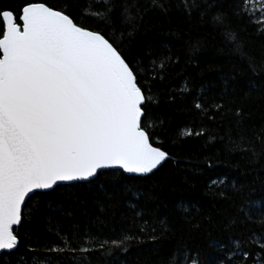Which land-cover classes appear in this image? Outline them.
Wrapping results in <instances>:
<instances>
[{
  "label": "snow or ice",
  "instance_id": "6c2138e0",
  "mask_svg": "<svg viewBox=\"0 0 264 264\" xmlns=\"http://www.w3.org/2000/svg\"><path fill=\"white\" fill-rule=\"evenodd\" d=\"M179 6L189 16L197 11L202 19L204 10L212 7L201 0H181ZM74 7L72 0H64L62 7L46 0H13L0 6V256L4 264H10L8 257L12 255L25 264L18 255L22 235L33 239L41 203L47 202L51 208L54 202L63 210L62 206L83 189L108 196L106 202L97 201L104 205V211L119 203L109 193L120 194L123 189L128 196L127 211L142 217L137 209L143 193L127 181L130 177L154 176L166 162L174 160L167 151L154 146L155 129L165 122L152 115L159 101L150 82L162 83L165 73L178 61L169 55L158 56L151 49L140 54L132 48L144 14L153 10L166 14L170 5L166 0H86V9L91 11L81 9L73 15ZM117 9L119 14L114 15ZM237 14H248L247 0H241ZM88 18L95 27L86 26ZM210 23L224 28L225 42L243 51L237 34L227 27L226 13L218 12ZM249 66L254 75L264 71V63L258 69L249 59ZM250 88L258 90V85L251 82ZM177 93L192 94L193 89L186 81L169 93V100ZM207 96V89L201 86L193 95L192 108L214 120V113L223 115L225 106L205 99ZM235 116L239 128L242 110ZM186 135L193 133L187 131ZM256 136L261 148L256 151L249 141L247 151L252 159L264 156V129ZM243 142L242 136L232 143L243 150ZM223 184V180H214L209 188L215 186L220 197L227 198L219 187ZM240 212L252 220L250 212L243 208ZM143 223L150 226L147 220ZM256 223L262 231L252 233L250 240L261 244L260 259H252L253 254L245 251L240 241H234L232 256L244 264H264V216ZM54 227L50 222L47 231L54 232L63 247L50 246L45 240L42 248L29 247L28 251L86 254L95 250L85 246L94 243L95 237L77 231L61 236L64 229L54 231ZM152 230L155 232V227ZM106 243L100 242V248ZM107 254L111 255V250ZM86 260L82 255L80 264ZM32 261L51 264L46 256H33ZM193 264H197L195 259Z\"/></svg>",
  "mask_w": 264,
  "mask_h": 264
},
{
  "label": "trees",
  "instance_id": "16d2710c",
  "mask_svg": "<svg viewBox=\"0 0 264 264\" xmlns=\"http://www.w3.org/2000/svg\"><path fill=\"white\" fill-rule=\"evenodd\" d=\"M46 2L56 7L64 4V0ZM72 2L73 15L86 9V0ZM166 2L170 5L166 14L154 10L144 14L132 48L140 54L151 49L158 56L169 55L178 61L165 73L162 83L150 82L159 101L152 115L165 122L155 129L158 135L153 137L154 146L167 151L174 160L166 162L154 176L130 177L127 181L143 193L137 209L142 217L127 211L128 196L123 189L120 194L109 193L119 203H112L104 211L101 210L104 205L97 201L106 202L108 196L83 189L62 206L63 210L54 202L51 208L47 202L41 203L33 239L22 235L18 255L25 264H33V256L49 257L51 264H80L82 255L87 256L84 264H193V259L197 264H244L232 256L237 240L245 251L253 254L252 259H260L261 244L252 243L250 237L262 231L256 221L264 216V156L252 159L247 149L251 141L255 150H260L256 134L264 129V71L258 70L254 75L249 66V59L258 69L264 63V31L260 30L264 29V21L254 18L257 15L248 3V14H237L241 0H201L212 5L204 10L203 19L197 11L191 16L185 13L179 6L181 0ZM11 3L13 0H0V6ZM220 11L227 14V27L237 34L242 52L225 42L224 28L210 23L211 17ZM118 14L119 9L114 15ZM84 23L95 27L92 18ZM186 81L193 93H177L169 100V93L176 92ZM251 82H256L258 90L250 88ZM201 86L208 91L205 99H214L225 106L223 115L214 113L216 118L208 120L192 108L193 95ZM237 110L243 114L239 128ZM187 131L193 135H186ZM196 132L203 135L196 136ZM242 136L243 150H238L232 142H239ZM214 180L224 181L219 187L227 198H221L215 186L209 188ZM241 208L251 213V221L240 212ZM50 222L54 231L64 229L61 236L77 231L95 237L94 243L85 245L95 250L86 254L29 252V247L42 248L45 240L50 246L63 247L54 232L47 231ZM165 228L167 232L163 231ZM102 241H107L104 249L100 248ZM8 259L10 264H21L17 255ZM0 264H4L2 256Z\"/></svg>",
  "mask_w": 264,
  "mask_h": 264
},
{
  "label": "rangeland",
  "instance_id": "374dc122",
  "mask_svg": "<svg viewBox=\"0 0 264 264\" xmlns=\"http://www.w3.org/2000/svg\"><path fill=\"white\" fill-rule=\"evenodd\" d=\"M249 9L259 15V21H264V14H262V10H264V0H248L247 1Z\"/></svg>",
  "mask_w": 264,
  "mask_h": 264
},
{
  "label": "water",
  "instance_id": "95a60500",
  "mask_svg": "<svg viewBox=\"0 0 264 264\" xmlns=\"http://www.w3.org/2000/svg\"><path fill=\"white\" fill-rule=\"evenodd\" d=\"M126 175H129V174H126ZM132 175H134V174H132Z\"/></svg>",
  "mask_w": 264,
  "mask_h": 264
}]
</instances>
